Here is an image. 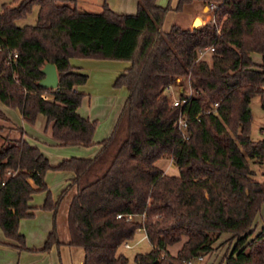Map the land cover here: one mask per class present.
<instances>
[{"label":"trees","instance_id":"obj_1","mask_svg":"<svg viewBox=\"0 0 264 264\" xmlns=\"http://www.w3.org/2000/svg\"><path fill=\"white\" fill-rule=\"evenodd\" d=\"M210 3L216 7L204 26L173 24L161 30L169 12ZM34 6L36 23L18 27L15 22ZM206 47L213 52L197 60ZM253 54L262 56L260 64ZM73 58L128 62L112 84L125 89L124 104L93 158H68L55 166L0 109L5 239L27 250L19 221L33 216L32 196L44 192L40 209L52 211L53 223L41 251L59 246L58 202L75 187L67 210V245L82 249V264H186L210 255L223 234L233 241L224 264H264V225L258 231L255 225L264 204V180L253 168L262 166L264 177V138L250 137L251 100L264 103V0H177L164 7L156 0H137L134 14L115 13L105 2L97 13L78 10L75 0L3 3L0 103L29 125L45 117L44 130L57 146L89 147L96 121L77 112L84 94L74 88L85 84L87 75L73 71ZM46 63L56 68L55 90L38 85ZM183 80L190 93L180 94L185 103L174 107L168 91ZM179 117L186 120L184 135ZM14 131L19 138L8 137ZM164 157L172 160L177 176L155 165ZM48 171L72 174L57 201L44 181ZM126 215H144V220L126 221ZM139 230L151 250L129 263L118 249ZM180 242L176 255H170L168 248Z\"/></svg>","mask_w":264,"mask_h":264},{"label":"rangeland","instance_id":"obj_2","mask_svg":"<svg viewBox=\"0 0 264 264\" xmlns=\"http://www.w3.org/2000/svg\"><path fill=\"white\" fill-rule=\"evenodd\" d=\"M167 3V0L165 1ZM173 2V1H172ZM3 3H10V0H0V8ZM165 3V4H166ZM167 5V4H166ZM165 5V6H166ZM191 9L193 12L190 13ZM99 11H93V13ZM37 17V7L34 6L31 12L23 19L17 20L15 23L18 27H23L25 25H34L36 23ZM195 17H201V6L195 4L194 6H190L181 12H169L165 18V21L162 25L161 30L166 32L171 25L176 24L182 28H187L190 26L192 20ZM262 58H260V62ZM111 64H104L101 66H95L94 64H90L88 67V82L85 85V88L80 89V93L84 94L81 105L79 106L77 112L80 116H92L93 121H96L95 133L98 135V139L95 140L93 145L89 147H83L84 149L83 155H76L72 150L74 146H46L43 142H46V136L49 134L43 132L42 126L34 123L31 127L24 128V136L25 140H33L38 141L39 148L41 149V153L48 159L51 165H57L60 161L68 158H93L101 148V142L110 136V133L104 135L105 129L111 125V129L114 126V122H116V118L118 117L122 106L124 104V100L126 97V91L123 88H113V72H120L119 66L123 65L125 62H109ZM87 75V74H86ZM169 94L172 99H178L180 94H187L190 92L187 80H183L180 86L173 85L169 89ZM51 97H49L50 99ZM250 109H252V121L250 126V137L253 141H258L264 138V103L258 97H255L251 100ZM17 111L14 109L8 108L7 113L13 114L14 119H10V122L13 126L18 127L20 125V121H18ZM27 132V133H26ZM111 132V131H110ZM28 135V138L26 137ZM8 137L10 138H19L18 132H9ZM76 149V148H75ZM78 149V148H77ZM67 156V157H66ZM86 156V157H80ZM155 165L162 167L164 173L166 175H177V168L174 166L172 160L168 157L161 158L155 162ZM257 171V179L259 181H263L264 177L260 176V171L263 167L253 166ZM46 184V183H45ZM47 185V184H46ZM47 187V186H46ZM48 190V187H47ZM70 188L62 195L58 202L57 212L55 215V229L56 232L63 226L65 212V198L69 193ZM51 195L52 201H57L58 197L52 198V192L48 190ZM36 193L32 196L34 198V204L38 200ZM262 216L264 219V212H262ZM139 220V219H138ZM259 218H256L255 225L258 226ZM258 228V227H256ZM258 231V229H256ZM231 237L230 234H223L220 236L218 241L214 243L213 247L214 251L207 256L202 257L203 260L201 264H224L223 258L227 255L231 248L233 247V241H228ZM142 239V240H141ZM139 240H141L139 242ZM131 248H124L123 246L119 247L118 253L123 254L128 260L129 263H133V259L137 254H144L151 250V245L147 239L144 238V233L139 231L135 234L134 238L129 242ZM182 242L175 244L172 247L168 248L170 255L175 256L179 248L181 247ZM69 250L60 251V255H56L57 264H81L83 259V251L81 248L73 247L67 248ZM1 255V254H0Z\"/></svg>","mask_w":264,"mask_h":264},{"label":"crops","instance_id":"obj_3","mask_svg":"<svg viewBox=\"0 0 264 264\" xmlns=\"http://www.w3.org/2000/svg\"><path fill=\"white\" fill-rule=\"evenodd\" d=\"M156 0V4L158 6L164 7L166 4H170L171 6H174L176 4L177 0ZM173 1V2H172ZM106 3L107 6L115 13L118 14H134L136 12V2L137 0H75L76 6L78 10L84 11V12H92L93 11H101V7L103 3ZM166 3V4H165ZM201 6V17H195L189 28H192L193 21L198 18L200 20V27L204 26L206 23L211 22L213 15L212 11H210L207 8V5H200ZM190 8V7H188ZM193 12V9H191L190 13ZM97 13V12H95ZM260 58L262 56L260 54H253L252 59L256 64H260ZM109 62H121V61H104V60H89V59H76L73 58L70 60V65L73 67V71L81 72L83 74H87V81L85 84L81 86H77L74 88L75 91L80 92V89L85 88V85L88 82V67L91 66L90 64H94L95 66H103L104 64H111ZM123 65L119 66V71L113 72L112 77L115 80V78L122 73L125 69L128 68L129 63L125 62L122 63ZM113 80V82H114ZM113 84V83H112ZM113 87V86H112ZM125 101V100H124ZM0 109L4 112V114L8 117V119H14L13 114L7 113L8 107L4 106L0 103ZM251 113H252V109ZM17 111V110H16ZM18 121H20L19 128L23 129L25 127H31V125L25 123L19 112L17 111ZM84 118H88L89 120L92 119V116H82ZM117 119V118H116ZM39 124L40 126L44 127L43 132L49 134L46 136V142H43L46 146H55L56 144L53 143L49 131H45V117L38 116L35 123ZM115 123V122H114ZM115 125V124H114ZM114 127V126H113ZM112 127V130H113ZM111 125L105 129L104 135H107V133L111 134L112 130ZM111 131V132H110ZM27 133V132H26ZM28 138V135H26ZM24 139L25 136H24ZM98 139L97 133L93 135V142ZM27 141V140H26ZM31 146L37 147L40 152L41 149L39 148L38 141L29 140L27 141ZM76 148V149H75ZM78 148V149H77ZM82 146H74L72 150L75 153H78L76 155H83L84 149ZM44 155V154H43ZM67 157V156H66ZM80 157H86V156H80ZM87 159V158H83ZM55 166V165H52ZM157 166V165H156ZM162 171V167L158 166ZM164 172V171H163ZM165 174V173H164ZM178 175V174H177ZM177 175H169V176H177ZM72 178V174L70 172H63V171H48L45 174L44 181L47 184L48 190H51L52 198L58 197L59 194L65 189L67 184L69 183L70 179ZM76 189L75 187L70 188L69 193L67 194V197L64 201V208H65V218L63 222V226L57 230V236L60 241L59 246H52L50 250L48 251H41V248L43 246L44 241L46 240L48 234L50 233L52 229V211H45L40 209L41 205L43 204V201L45 199V193L42 192L40 194H37L38 200L34 204V198L30 201V205L34 207L33 210V216L28 219H21L19 221V227L18 232L24 236L25 238V247L27 250H21L17 247L12 246L11 242H8L2 231L0 230V264H57L56 259L58 258V255H60V251L62 250H69L67 249L69 246L67 245L69 241V232L67 228V210L70 203V200L72 196L74 195ZM262 212H264V204L260 210V213L257 218H259L258 224V230L264 225V219L262 216ZM5 243H9L5 244ZM73 248V247H69ZM57 255V258H56ZM83 262V259H82ZM81 262V264H82Z\"/></svg>","mask_w":264,"mask_h":264},{"label":"built area","instance_id":"obj_4","mask_svg":"<svg viewBox=\"0 0 264 264\" xmlns=\"http://www.w3.org/2000/svg\"><path fill=\"white\" fill-rule=\"evenodd\" d=\"M215 7H216V4H214V3H210V4L207 5V8L210 11H213L215 9ZM212 52H213V48L212 47H206V48H203V49L199 50L198 54H197V60H200V59L204 58L205 56H207L208 54H210ZM15 57H16V54L13 55V58H15ZM189 93H187V95H189ZM183 103H185V100H181L180 101L179 99H176V98L172 99V101H171V105L174 106V107L180 106ZM216 107H217V104H214L213 105V109H215ZM177 125H178L179 130L182 131V133L184 135V133L186 131V120H185V118L184 117H179V119L177 121ZM117 218H121V215H117ZM124 218L126 219V221H134V220H136V218H139L140 221H143L144 220V215H141L140 217H136V216H132V215H126V216H124ZM139 231L144 233V230H139ZM144 238L147 239L145 233H144ZM160 239H161L160 236H158L157 240H160ZM141 240H139V242ZM123 247L126 248V249L131 248L129 242H125L123 244ZM202 260H203V258L201 256H199V257H197L194 260H190V261L186 262V264H201Z\"/></svg>","mask_w":264,"mask_h":264},{"label":"water","instance_id":"obj_5","mask_svg":"<svg viewBox=\"0 0 264 264\" xmlns=\"http://www.w3.org/2000/svg\"><path fill=\"white\" fill-rule=\"evenodd\" d=\"M200 20L196 18L192 23V28H200ZM41 73L43 78L39 81L38 85L44 89L55 90L58 86V75L56 68L53 64L46 63L42 69Z\"/></svg>","mask_w":264,"mask_h":264}]
</instances>
